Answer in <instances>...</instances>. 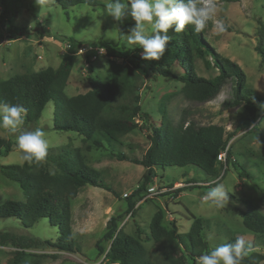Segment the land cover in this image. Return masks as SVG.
Listing matches in <instances>:
<instances>
[{
    "label": "rangeland",
    "instance_id": "obj_1",
    "mask_svg": "<svg viewBox=\"0 0 264 264\" xmlns=\"http://www.w3.org/2000/svg\"><path fill=\"white\" fill-rule=\"evenodd\" d=\"M107 2L98 0L97 8L78 5L65 11L54 0H48L42 10L35 0H0V81L16 74L34 73L48 67L58 68L64 55L69 52L67 44L71 38L81 43L80 48H103V53L93 52L97 58L89 68L85 67L88 54L77 52L71 55L75 66L65 93L69 97L87 93L91 89L89 76L110 80L117 98L116 108L107 114L115 116L121 113V105H135L133 98L140 97L141 114L134 116L130 113L129 119L138 120L142 125L143 115L147 114L151 128H138L122 136L119 151L142 159L151 146L148 134L152 133V128L159 127L166 134L186 121L200 126H224L232 163L228 167H219V178L209 183L205 174L192 166L156 170V177L145 189L155 186L166 191L145 201L141 197L140 200L136 199V203L143 202L137 205L134 214L126 221L129 203L125 195H135L145 168L118 161L107 145L99 148L93 141H84L76 133L55 130V105L50 102L39 122H24L21 130H35L43 126L49 142L47 155L50 156H58L62 149H80L88 167L98 171L118 196L90 185L81 188L71 208V231L79 247L78 252L55 248L28 249L24 250L22 264H109L105 254L110 241L103 237L107 222L113 216L122 217L119 229L140 238L155 264H172L177 256H164L154 250L152 242L148 240L149 224L159 209L165 212L164 224L168 226L175 222L179 233L189 231L193 222L191 216L202 219L209 253L230 239L242 237L256 248L249 255H264V234L254 233L243 224V216L249 210L248 204L264 216V125L260 123L264 119V111L255 123H251L244 104L227 106L235 99L234 79H229L219 95L208 103L187 100L181 92L182 82L173 78H155L151 74L143 75L133 70L126 80L125 72L118 79H113L111 61L116 64L122 62L108 56V44L112 43L117 50L124 52L132 51L137 46L127 45L126 40L134 21L129 17L118 24L104 12ZM214 2L216 12L203 30L205 39L221 57L238 64L245 74L246 86L264 97V0ZM216 21L223 22L226 30L219 31ZM169 35L175 38L177 33L170 29ZM91 68L94 71L92 74ZM196 69L198 75L205 78L219 74L214 68H207L199 59L196 60ZM174 73L180 75V68L175 67ZM18 135L19 131L11 133L0 128V138L16 143ZM24 163L28 162L21 159L17 147L9 156L0 159V167ZM39 163L52 174H61L54 163ZM180 184L184 185V190L182 197L178 198L175 191L170 189ZM188 184L194 186L186 189ZM218 185H223L229 193L228 205L217 208L211 203H202L201 197ZM260 189L263 193L259 192ZM7 200L24 201V194L17 183L9 181L0 172V206ZM0 230L42 241L55 242L59 237L58 229L52 227L48 219H42L34 227L26 229L16 218H0ZM15 252L16 248L0 246V264H14ZM184 264L196 263L185 261Z\"/></svg>",
    "mask_w": 264,
    "mask_h": 264
},
{
    "label": "trees",
    "instance_id": "obj_2",
    "mask_svg": "<svg viewBox=\"0 0 264 264\" xmlns=\"http://www.w3.org/2000/svg\"><path fill=\"white\" fill-rule=\"evenodd\" d=\"M5 0H3L4 2ZM63 10L78 5L99 7L98 0H54ZM237 1V0H223ZM69 52L64 55L58 68L48 67L44 70L16 74L7 80L0 81V103L22 105L26 112L25 122H39L50 102H54V128L64 132H73L102 148L107 145L118 161H126L145 168L142 181L135 195L127 197L128 215L134 214L136 199L144 198L146 186L156 177V170L171 167L192 166L205 174L206 181L214 182L219 178V167L232 163L231 153L227 152L226 162H219L218 157L227 148V131L221 125L200 126L194 122L182 121L174 131L163 134L159 127L152 128L148 134L151 146L142 159L130 157L118 150L122 136L136 130L150 127V118L144 114L143 124L130 120L129 114L140 116V97L135 96L136 105H121L118 116L107 113L116 108L117 95L110 80H101L96 76L88 77L91 89L85 94L69 97L65 90L74 69V55L81 43L70 40ZM138 48V46L136 47ZM119 51L110 43L107 54L121 60V64L111 61L113 79H118L125 72L128 79L133 70L152 77L173 78L182 82L184 97L192 102L208 103L215 99L229 79L235 82V99L227 106L236 107L244 104L251 123H255L262 112L259 105L264 104V97L246 86L245 74L238 64L221 57L210 46L203 31L196 33L193 25H188L178 33L166 46L159 61L145 62L140 59L142 49ZM260 50V47L258 48ZM202 60L207 68L219 72L215 77L205 78L197 73L196 60ZM149 66H145V65ZM180 68V75H175L174 68ZM94 71L91 68L90 73ZM17 147L11 139L0 138V159L9 156ZM42 161L54 163L61 171L56 175L49 172L40 163H24L0 167L3 176L17 183L24 201L7 200L0 206V218H16L24 228L34 227L40 220L48 219L51 226L57 228V241H42L0 230V246H11L17 249L15 263L22 264L24 250L55 248L60 251L76 253L79 247L72 237L71 208L81 188L93 186L118 193L105 183L100 173L88 167L80 149H62L58 156L47 155ZM242 174V173H241ZM240 174V175H241ZM246 175V174H245ZM196 188V187H192ZM188 189V188H186ZM184 190H177L176 194ZM143 191V192H142ZM263 193V190H259ZM133 200V201H132ZM249 210L243 216L244 226L258 234H264V216L248 204ZM192 225L188 232L179 233L177 224H164L165 212L157 210L149 224L148 240L153 249L164 256H177L172 264H184L185 261L196 263V257L209 253V245L204 234V223L200 218L191 216ZM121 216H113L107 222L103 239L110 241L105 259L109 264H155L149 250L140 238L126 234L119 229ZM236 238L228 243H234ZM241 264H264V255L253 253L244 257Z\"/></svg>",
    "mask_w": 264,
    "mask_h": 264
},
{
    "label": "clouds",
    "instance_id": "obj_3",
    "mask_svg": "<svg viewBox=\"0 0 264 264\" xmlns=\"http://www.w3.org/2000/svg\"><path fill=\"white\" fill-rule=\"evenodd\" d=\"M35 3L42 10L48 0H35ZM104 12L118 24L129 17L134 21V26L126 35L127 45L138 46L136 49H142L140 59L153 62L163 57L166 46L173 39L169 35L170 29L178 34L186 26L193 25L196 33L202 32L213 18L216 4L214 0H108ZM216 24L219 31L226 30L223 22L216 21ZM99 51L103 53L105 49L100 48ZM259 107L264 111V104ZM25 112L22 105L0 103V128L11 133L19 131L16 146L21 152V159L39 163L47 156L49 142L43 126L35 130H21ZM260 123L264 125V119ZM228 194L223 185H218L207 191L201 202L223 208L229 203ZM255 250L251 243L237 237L234 243L221 244L210 253L196 257V264H241L242 259Z\"/></svg>",
    "mask_w": 264,
    "mask_h": 264
},
{
    "label": "built area",
    "instance_id": "obj_4",
    "mask_svg": "<svg viewBox=\"0 0 264 264\" xmlns=\"http://www.w3.org/2000/svg\"><path fill=\"white\" fill-rule=\"evenodd\" d=\"M68 44H67V48L70 49L71 44L70 43H68ZM96 51L99 52V50L97 48H94V47H89V48H83V47H81L78 50V52H80L81 54H88L89 55L88 57L85 58V67L89 68L91 66V64H93V62L96 60L97 57H96L95 53H93V52H96ZM227 152H228V148H226L224 151L221 152V154L218 157V161L219 162H226ZM191 186H194V185L193 184H188V185L185 186V188L191 187ZM182 188H184V185L180 184V185L173 186V188L170 189V190L177 191V190L182 189ZM165 191L166 190H161L160 188L155 187V186H152V187L149 186V187H147L145 196H144V198L142 200L145 201L147 199L153 198L154 196L163 194V192H165ZM125 197L127 198L128 195H125ZM143 201H141L139 203H142ZM139 203H136L135 209L138 208L137 205ZM131 216H132V213H130L127 216L126 221L128 219H130Z\"/></svg>",
    "mask_w": 264,
    "mask_h": 264
},
{
    "label": "crops",
    "instance_id": "obj_5",
    "mask_svg": "<svg viewBox=\"0 0 264 264\" xmlns=\"http://www.w3.org/2000/svg\"><path fill=\"white\" fill-rule=\"evenodd\" d=\"M201 184H202V186H203V183H201ZM172 188H173V187H172ZM172 188H171V189H172ZM171 191H172V190H171ZM176 192H177V191H175V194H176ZM109 193H110V192H109ZM176 195H177V194H176ZM176 197L181 198V197H182V196H181V193L178 194Z\"/></svg>",
    "mask_w": 264,
    "mask_h": 264
}]
</instances>
